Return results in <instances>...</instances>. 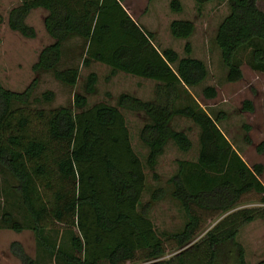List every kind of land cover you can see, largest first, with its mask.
<instances>
[{
  "label": "trees",
  "instance_id": "obj_1",
  "mask_svg": "<svg viewBox=\"0 0 264 264\" xmlns=\"http://www.w3.org/2000/svg\"><path fill=\"white\" fill-rule=\"evenodd\" d=\"M208 1L194 0L199 8ZM257 1L227 0L229 11L217 25L214 40L227 81L242 78L243 61L264 72V9ZM169 6L182 10L181 0H169ZM35 8L45 10L43 26L51 38L31 65L35 75L22 90L0 81V171L13 180L9 187L25 218H17L0 198V227L31 229L38 244L65 264H247L237 235L243 224L264 221L263 164L248 165L218 125L224 112L211 115L189 93L188 87L208 74L205 61L190 55L191 43L185 41L182 56L172 47H160L155 32L135 20L121 0H19L8 10V27L34 37L26 17ZM168 26L172 36L186 39L195 28L190 18H173ZM75 36L84 43L82 65L105 64L106 78L123 71L152 79L153 96L121 91L115 102L88 105L98 78L90 70L83 91L73 92L72 105L31 106L33 99L51 101L54 96L45 89L32 97L40 71H50L67 86L77 84L80 67L60 65L65 43ZM202 93L210 98L217 90L208 84ZM123 108L144 118L138 131L147 147L144 159L132 145ZM242 108L252 111L253 102L244 99ZM176 116L197 125V157L176 159L169 189L160 184L149 188L145 167L157 176L155 166L169 141L182 150L192 146L188 133L173 126ZM245 139L250 141L248 135ZM256 149L264 150V140ZM146 188L148 196L142 198ZM166 192L185 220L178 230L159 234L149 212ZM248 195L259 205H244ZM207 215L222 216L207 228ZM57 224L68 228V249L49 237ZM11 247L23 264H37L18 242ZM169 250L174 253L165 257Z\"/></svg>",
  "mask_w": 264,
  "mask_h": 264
},
{
  "label": "rangeland",
  "instance_id": "obj_2",
  "mask_svg": "<svg viewBox=\"0 0 264 264\" xmlns=\"http://www.w3.org/2000/svg\"><path fill=\"white\" fill-rule=\"evenodd\" d=\"M18 1L0 0V81L4 86L13 90H22L27 86L35 75L31 68L32 63L37 59L41 47L51 41L44 29L42 21L44 13L40 8L32 9L26 17V22L35 28L34 37H25L8 27V10ZM181 2L182 10L175 12L170 9L169 0H158L155 4L152 1L132 0L138 11L134 12L135 16L155 32L156 41L160 47H172L182 56L186 54L184 43L189 41L192 49L190 55L205 61L208 68L207 77L201 83L188 87V91L211 115H215L218 111L224 112V118L218 121L219 127L248 165L251 166L257 162L263 164V173L259 177L264 183V150L260 152L256 149L258 142L264 140V72L251 69L243 61L241 64L242 78L237 81L226 80L227 68L222 62L220 49L215 43L214 36L219 21L229 11L227 0H211L202 4L200 8L194 0H181ZM257 3L260 8L264 9V0H258ZM170 18L192 19L195 25L192 35L187 39L172 36L168 26ZM83 45L80 37L70 38L65 43V51L60 62V65L76 64L80 67L77 84L67 86L54 79L50 71H40L36 73L38 83L32 97H39L45 89L53 90L54 96L51 101L33 99L29 102L31 106L72 105L73 92L83 91L85 78L90 70H95L98 78L95 92L88 94V105L98 100L115 102L117 94L121 91H129L145 99L153 93L154 81L152 79L123 71L106 78L109 67L105 64L93 61L88 66L82 65L80 61L83 55ZM246 55L243 53V59ZM208 84L216 87V96L209 98L203 95L202 88ZM244 99H250L253 102L252 111L242 108ZM123 113L126 116L132 145L140 158L144 159L147 147L138 137L139 127L144 118L139 113L124 108ZM172 123L174 127L183 128L188 133L192 146L188 150H182L174 142L169 141L155 166L154 172L157 176H153V171L145 167L149 188L159 184L167 186V178L176 171L177 158L195 159L197 157L199 148L197 125L189 118L181 116H176ZM246 125L249 127L247 128ZM245 135L249 136L250 141L245 139ZM11 183L13 180L0 171V196H4L0 197L2 205L9 208L17 218L24 220L25 215L21 203L9 187ZM146 190L147 188L144 189L142 198L148 196ZM243 203L246 206L259 205L253 195H248ZM149 216L159 234L163 230H178L185 220L182 208L176 200L169 196L168 192L154 203ZM221 216L216 219L208 216L207 228ZM48 233L52 240L64 249H68V228L57 224ZM237 239L244 247L247 264H264V221L262 219L257 218L243 224ZM13 241L18 242L26 253L37 261V264H65L38 244L31 229L24 228L21 231H14L6 227H0V264H23L13 252L11 247ZM173 253L174 250H169L165 257ZM126 264L133 263L127 262Z\"/></svg>",
  "mask_w": 264,
  "mask_h": 264
},
{
  "label": "crops",
  "instance_id": "obj_3",
  "mask_svg": "<svg viewBox=\"0 0 264 264\" xmlns=\"http://www.w3.org/2000/svg\"><path fill=\"white\" fill-rule=\"evenodd\" d=\"M148 1H152V3H154L155 4V2H157L158 0H146V2H148ZM160 2V1H159ZM121 3H122V5L125 7V9L128 11V13L135 19V20H137V21H139V17H136L135 16V14H134V12L135 13H137L138 11H137V7H135V5L132 3V0H121ZM40 9H42V8H40ZM42 11H43V13L45 14V10L44 9H42ZM137 11V12H136ZM171 11V10H170ZM141 18V17H140ZM170 20H171V18H170ZM170 22V21H169ZM139 23L140 24H143L144 26H146V28H148V26L145 24V23H143V22H141V21H139ZM149 29V28H148ZM119 72V71H118ZM117 73V72H116ZM152 81H154V80H152ZM154 84H155V81H154ZM153 96V93H151L150 95H149V97H147V98H151Z\"/></svg>",
  "mask_w": 264,
  "mask_h": 264
}]
</instances>
